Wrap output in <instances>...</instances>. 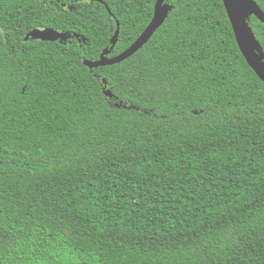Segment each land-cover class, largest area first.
<instances>
[{
	"label": "trees",
	"instance_id": "1",
	"mask_svg": "<svg viewBox=\"0 0 264 264\" xmlns=\"http://www.w3.org/2000/svg\"><path fill=\"white\" fill-rule=\"evenodd\" d=\"M155 3L0 0V264H264V83L222 1L165 0L83 64Z\"/></svg>",
	"mask_w": 264,
	"mask_h": 264
},
{
	"label": "water",
	"instance_id": "2",
	"mask_svg": "<svg viewBox=\"0 0 264 264\" xmlns=\"http://www.w3.org/2000/svg\"><path fill=\"white\" fill-rule=\"evenodd\" d=\"M230 21L232 31L240 50L248 66L252 69L258 79L264 83V50L256 39L251 26L248 23L250 17L254 16L264 24V13L254 0H221ZM171 6L165 4V0H156L153 17L141 35L122 53L108 58L107 55L117 43L119 24L111 39V47L105 49L98 60L83 61L84 66L90 70L103 66L118 64L131 57L151 38V36L165 22L171 11ZM70 38L66 33H61L52 28L34 29L27 34L25 39H33L45 42L66 41ZM105 84V82H104ZM107 97H112L110 91H105Z\"/></svg>",
	"mask_w": 264,
	"mask_h": 264
}]
</instances>
